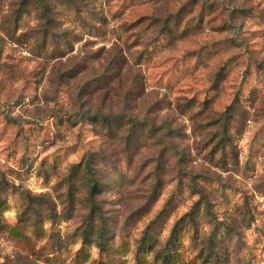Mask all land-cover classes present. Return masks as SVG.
I'll return each instance as SVG.
<instances>
[{
	"label": "rangeland",
	"instance_id": "obj_1",
	"mask_svg": "<svg viewBox=\"0 0 264 264\" xmlns=\"http://www.w3.org/2000/svg\"><path fill=\"white\" fill-rule=\"evenodd\" d=\"M0 225V264H264V0H0Z\"/></svg>",
	"mask_w": 264,
	"mask_h": 264
},
{
	"label": "trees",
	"instance_id": "obj_2",
	"mask_svg": "<svg viewBox=\"0 0 264 264\" xmlns=\"http://www.w3.org/2000/svg\"><path fill=\"white\" fill-rule=\"evenodd\" d=\"M46 0H23V4H45ZM85 170L87 172V175L93 181L92 189L95 190L97 188L96 181L94 180V174L93 170L90 166V160L87 161L85 165ZM4 228L0 225V231H2ZM83 244L84 245H91L95 244L97 245L101 250H105L106 244L104 243V238L101 235V237H98L97 240H93V238L90 236V233L88 231L83 233ZM169 246L166 248V254L163 256V263L162 264H178L176 262L177 254L175 250H171L170 243Z\"/></svg>",
	"mask_w": 264,
	"mask_h": 264
}]
</instances>
